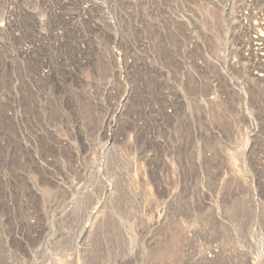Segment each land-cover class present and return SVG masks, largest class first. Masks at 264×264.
Listing matches in <instances>:
<instances>
[{"label":"rangeland","instance_id":"374dc122","mask_svg":"<svg viewBox=\"0 0 264 264\" xmlns=\"http://www.w3.org/2000/svg\"><path fill=\"white\" fill-rule=\"evenodd\" d=\"M0 29V264H264V0H0Z\"/></svg>","mask_w":264,"mask_h":264},{"label":"bare ground","instance_id":"6f19581e","mask_svg":"<svg viewBox=\"0 0 264 264\" xmlns=\"http://www.w3.org/2000/svg\"><path fill=\"white\" fill-rule=\"evenodd\" d=\"M190 2V1H189ZM181 6V5H180ZM190 7V6H189ZM188 8V7H187ZM193 8V7H192ZM21 10H23V9H21ZM12 12V11H11ZM24 12V11H23ZM164 14V13H163ZM168 14V13H167ZM176 15V14H175ZM13 17V16H12ZM34 17V16H33ZM166 18V17H165ZM36 19V18H35ZM162 19V18H161ZM20 20V19H19ZM175 20V19H174ZM176 21V20H175ZM174 22V21H173ZM40 23V22H39ZM7 24V23H6ZM34 24V23H33ZM178 24V23H177ZM177 24H176V27H177ZM167 25V24H166ZM29 26H31V25H29ZM19 27V26H18ZM168 27V26H167ZM39 28V27H38ZM178 28H179V26H178ZM251 28V27H250ZM255 28V27H254ZM1 30V29H0ZM35 31V30H34ZM67 31V30H66ZM198 31V30H197ZM181 32V31H180ZM14 34V33H13ZM163 34V33H162ZM171 34V33H170ZM202 35V34H201ZM259 35V34H258ZM169 36H171V35H169ZM71 37V36H70ZM189 37V36H188ZM255 37H257V36H255ZM39 38V37H38ZM65 38H66V35H65ZM41 39V38H40ZM189 39V38H188ZM256 39V38H255ZM79 40V39H78ZM84 40V39H83ZM187 40V39H186ZM257 40V39H256ZM259 40H264V35L262 34V36H260V38H259ZM258 40V41H259ZM80 41V40H79ZM189 41V40H188ZM193 41V40H192ZM192 41H190V42H192ZM252 41V40H251ZM72 42H74V41H72ZM83 42V41H82ZM169 42V41H168ZM165 43V42H164ZM164 43H162V44H164ZM24 44V43H23ZM259 46H261L262 44H263V41L261 42V43H257ZM21 45V44H20ZM181 45V44H180ZM197 45V44H196ZM263 46V45H262ZM164 47V46H163ZM177 47V46H176ZM264 47V46H263ZM195 48V47H194ZM256 48V47H255ZM21 49V48H20ZM33 49V48H32ZM171 49V48H170ZM167 50V49H166ZM166 50H164V51H166ZM191 50V49H190ZM263 50V49H262ZM192 51V50H191ZM251 51H253V50H251ZM60 52V51H59ZM167 52V51H166ZM169 52V51H168ZM256 52H257V50H256ZM260 52V51H259ZM263 52V51H262ZM178 53V52H177ZM199 53V52H198ZM200 53H202V52H200ZM258 53V52H257ZM261 53V52H260ZM189 54V53H188ZM193 54H195L194 52H193ZM241 54V53H240ZM262 54H264V53H262ZM164 55V54H163ZM175 55V54H174ZM254 55V54H253ZM259 55V54H258ZM61 56V55H60ZM170 56V55H169ZM173 56V55H172ZM180 56V55H179ZM263 56V55H262ZM77 57V56H76ZM174 57V56H173ZM202 57V56H201ZM124 58V57H123ZM163 58V57H162ZM170 58V57H169ZM190 58V57H189ZM196 58V57H195ZM168 59V58H167ZM260 59H262V58H260ZM264 59V58H263ZM65 60V59H64ZM180 60V59H179ZM196 60V59H195ZM259 60V59H258ZM257 60V61H258ZM184 61V60H183ZM183 61H181V62H183ZM202 61V60H201ZM252 61V60H251ZM254 61V60H253ZM178 62V61H177ZM194 62V61H193ZM204 62V61H203ZM65 63V62H64ZM179 64H180V62H178ZM235 63V62H234ZM260 63V62H259ZM172 64V63H171ZM47 65V64H46ZM45 65V66H46ZM63 65V64H62ZM61 65V66H62ZM199 65V64H198ZM251 65V64H250ZM77 66V65H76ZM180 66H181V64H180ZM183 66V65H182ZM197 66V65H196ZM66 68V67H65ZM202 68V67H201ZM200 68V69H201ZM45 69V68H44ZM51 69V68H50ZM172 69H174V68H172ZM179 69H181V68H179ZM199 69V68H198ZM199 69V70H200ZM239 69V68H238ZM206 70V69H205ZM38 71V70H37ZM36 71V72H37ZM40 71V70H39ZM164 71H165V69H164ZM237 71V70H236ZM72 72V71H71ZM70 72V73H71ZM38 73V72H37ZM204 73V72H203ZM36 74V73H35ZM34 74V75H35ZM175 74V73H174ZM241 74V73H240ZM3 75V74H2ZM210 75V74H209ZM200 76V75H199ZM165 77V76H164ZM167 77V76H166ZM194 77V76H193ZM197 77V76H196ZM206 77V76H205ZM203 79H205L204 77H202ZM249 78V77H248ZM207 80V79H206ZM249 80V79H248ZM198 81V80H197ZM195 82V81H194ZM192 83V82H191ZM198 83V82H197ZM163 84V83H162ZM8 85V84H7ZM166 85V84H165ZM171 85V84H170ZM194 85V84H193ZM197 84H195V86H196ZM205 85V84H204ZM207 85H208V83H207ZM210 85V84H209ZM1 87V86H0ZM193 87V86H192ZM258 87V86H257ZM261 87V86H260ZM259 87V88H260ZM169 88V87H168ZM264 88V87H263ZM257 89V88H256ZM261 89V88H260ZM206 90V89H205ZM264 90V89H263ZM194 91V90H193ZM203 91V90H202ZM253 92H254V90H252ZM258 91V90H257ZM175 92V91H174ZM177 92V91H176ZM252 93V92H251ZM262 93V92H261ZM264 93V92H263ZM177 94V93H176ZM190 94V93H189ZM197 94V93H196ZM194 95V94H193ZM207 95V94H206ZM256 96V95H255ZM255 96H253V97H255ZM178 97V96H177ZM193 98V97H192ZM197 98H199V96L197 97ZM256 98V97H255ZM171 99V98H170ZM261 99V98H260ZM199 100V99H198ZM255 100V99H254ZM195 101V100H194ZM200 101V100H199ZM82 102V101H81ZM169 102V101H168ZM174 102V101H173ZM178 102V101H177ZM193 102V101H192ZM203 102V101H202ZM86 103V102H85ZM195 103V102H194ZM204 103V102H203ZM211 103V102H210ZM197 104V103H196ZM202 104V103H201ZM200 104V105H201ZM212 104V103H211ZM260 104V103H259ZM175 105V104H174ZM261 105V104H260ZM85 106V105H84ZM176 106V105H175ZM181 106V105H180ZM210 106V105H209ZM198 107V106H197ZM204 107V106H203ZM211 107V106H210ZM214 107V106H213ZM91 108V107H90ZM183 108V107H182ZM199 108V107H198ZM184 109V108H183ZM196 109V108H195ZM85 110V109H84ZM179 110V109H178ZM200 110V109H199ZM215 110H217V109H215ZM89 111H91V110H89ZM201 111V110H200ZM219 111V110H218ZM210 112V111H209ZM214 112V111H213ZM259 112V111H258ZM84 113V112H83ZM215 113V112H214ZM218 114V113H217ZM261 115V114H260ZM262 115H264V114H262ZM142 118V117H141ZM52 119V118H51ZM264 119V118H263ZM183 131V130H182ZM144 156V155H143ZM153 157V156H152ZM149 158V157H148ZM227 255V254H226ZM229 255V254H228ZM187 257V256H186ZM188 258V257H187ZM192 258V257H191ZM190 258V259H191ZM189 259V258H188ZM203 259V258H202ZM222 259H224V258H222ZM201 260V259H200ZM207 260H208V258H207ZM212 260V259H211ZM210 260V257H209V261H211ZM232 260V259H231ZM234 260V259H233ZM185 261V260H184ZM214 261V260H213ZM215 261H217V259L215 260ZM214 261V262H215ZM230 261V260H229ZM186 262V261H185ZM203 262V261H202ZM228 262V261H227ZM232 262V261H231ZM212 263V262H211ZM221 263V262H220ZM224 263V261L222 262V264ZM193 264V263H192ZM203 264V263H202ZM227 264V263H226Z\"/></svg>","mask_w":264,"mask_h":264}]
</instances>
